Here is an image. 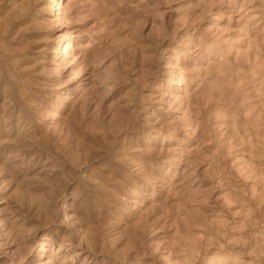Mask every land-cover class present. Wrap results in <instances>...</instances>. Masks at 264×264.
<instances>
[{"label": "rangeland", "instance_id": "1", "mask_svg": "<svg viewBox=\"0 0 264 264\" xmlns=\"http://www.w3.org/2000/svg\"><path fill=\"white\" fill-rule=\"evenodd\" d=\"M0 264H264V0H0Z\"/></svg>", "mask_w": 264, "mask_h": 264}, {"label": "bare ground", "instance_id": "2", "mask_svg": "<svg viewBox=\"0 0 264 264\" xmlns=\"http://www.w3.org/2000/svg\"><path fill=\"white\" fill-rule=\"evenodd\" d=\"M53 10V9H52ZM180 81V80H179ZM180 83V82H179ZM177 86V85H176Z\"/></svg>", "mask_w": 264, "mask_h": 264}]
</instances>
